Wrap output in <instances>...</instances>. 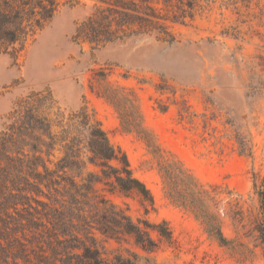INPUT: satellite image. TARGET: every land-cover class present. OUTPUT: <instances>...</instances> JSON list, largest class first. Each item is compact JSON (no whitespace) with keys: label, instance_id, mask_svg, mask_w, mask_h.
I'll list each match as a JSON object with an SVG mask.
<instances>
[{"label":"rangeland","instance_id":"1","mask_svg":"<svg viewBox=\"0 0 264 264\" xmlns=\"http://www.w3.org/2000/svg\"><path fill=\"white\" fill-rule=\"evenodd\" d=\"M56 2L53 17L21 49L0 45V132L38 93L51 130L52 121L58 132L84 109L125 152L154 209L144 214L135 194L110 198L134 219L166 221L172 239L151 232L159 245L148 252L132 239L98 235L105 257L134 251L157 264H264L256 187L264 178V0H196L192 19L168 23L171 44L141 36L95 48L75 38L94 1ZM45 158L52 168V152ZM168 171L177 191L183 174L194 179L192 190L202 191L227 244L170 197Z\"/></svg>","mask_w":264,"mask_h":264},{"label":"trees","instance_id":"2","mask_svg":"<svg viewBox=\"0 0 264 264\" xmlns=\"http://www.w3.org/2000/svg\"><path fill=\"white\" fill-rule=\"evenodd\" d=\"M93 1L92 12L75 30V38L93 48L141 36L171 44L175 36L168 23L185 24L196 5V0ZM57 5L56 0H0V45L21 49L50 21ZM42 99L38 93L30 96L0 132V264H157L134 251L103 255L98 235L118 242L132 239L151 252L158 240L171 241V229L164 220L134 219L112 201L110 194H135L144 214L154 209L152 192L100 123L82 109L58 132L52 121L51 130L48 117L38 111ZM51 152L52 168L45 158ZM167 178L170 197L191 208L209 235L227 244L219 218L204 206L202 191L192 190L194 179L183 174L184 189L177 191L171 171ZM256 187L264 207V178Z\"/></svg>","mask_w":264,"mask_h":264},{"label":"bare ground","instance_id":"3","mask_svg":"<svg viewBox=\"0 0 264 264\" xmlns=\"http://www.w3.org/2000/svg\"><path fill=\"white\" fill-rule=\"evenodd\" d=\"M51 51V50H50Z\"/></svg>","mask_w":264,"mask_h":264}]
</instances>
